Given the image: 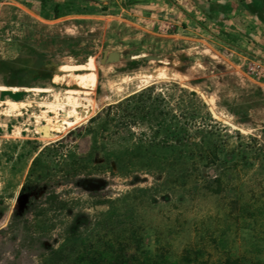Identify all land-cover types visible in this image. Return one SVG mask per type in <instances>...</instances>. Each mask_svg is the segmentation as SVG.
Listing matches in <instances>:
<instances>
[{
	"label": "rangeland",
	"instance_id": "rangeland-1",
	"mask_svg": "<svg viewBox=\"0 0 264 264\" xmlns=\"http://www.w3.org/2000/svg\"><path fill=\"white\" fill-rule=\"evenodd\" d=\"M207 2L0 0V264L264 262V53Z\"/></svg>",
	"mask_w": 264,
	"mask_h": 264
},
{
	"label": "trees",
	"instance_id": "trees-1",
	"mask_svg": "<svg viewBox=\"0 0 264 264\" xmlns=\"http://www.w3.org/2000/svg\"><path fill=\"white\" fill-rule=\"evenodd\" d=\"M153 87L146 89L152 90ZM138 95L134 94L125 98L122 102L108 106L102 113L104 121L112 123L116 117V110L123 105L131 103ZM74 264H264L259 260H253L244 256H232L229 253L220 255L216 260H211L210 256L202 248H186L176 257L171 258L165 251H158L154 255H134L127 253L124 249H114L106 246L100 251L89 250L82 252Z\"/></svg>",
	"mask_w": 264,
	"mask_h": 264
},
{
	"label": "crops",
	"instance_id": "crops-1",
	"mask_svg": "<svg viewBox=\"0 0 264 264\" xmlns=\"http://www.w3.org/2000/svg\"><path fill=\"white\" fill-rule=\"evenodd\" d=\"M215 28L251 40L264 53V0H209Z\"/></svg>",
	"mask_w": 264,
	"mask_h": 264
},
{
	"label": "water",
	"instance_id": "water-1",
	"mask_svg": "<svg viewBox=\"0 0 264 264\" xmlns=\"http://www.w3.org/2000/svg\"><path fill=\"white\" fill-rule=\"evenodd\" d=\"M119 59V54L116 52L104 53L103 58L101 59V63L106 62H117Z\"/></svg>",
	"mask_w": 264,
	"mask_h": 264
}]
</instances>
